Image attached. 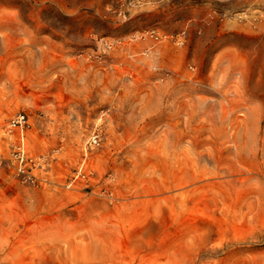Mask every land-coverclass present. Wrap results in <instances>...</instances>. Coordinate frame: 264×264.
Instances as JSON below:
<instances>
[{"label":"rangeland","instance_id":"374dc122","mask_svg":"<svg viewBox=\"0 0 264 264\" xmlns=\"http://www.w3.org/2000/svg\"><path fill=\"white\" fill-rule=\"evenodd\" d=\"M18 112L0 264H264V0H0Z\"/></svg>","mask_w":264,"mask_h":264},{"label":"built area","instance_id":"2783aa9c","mask_svg":"<svg viewBox=\"0 0 264 264\" xmlns=\"http://www.w3.org/2000/svg\"><path fill=\"white\" fill-rule=\"evenodd\" d=\"M30 126L29 118L26 113L18 112L9 119L5 127V133L17 134V138L11 143L8 152L0 150V166L11 168L16 176L22 181L31 184H38L41 179L38 178L36 170L39 165V158L30 154L25 147V131ZM97 135H94L95 142Z\"/></svg>","mask_w":264,"mask_h":264}]
</instances>
